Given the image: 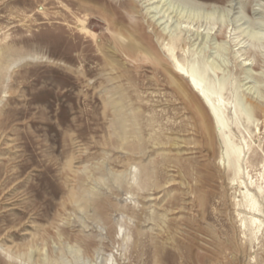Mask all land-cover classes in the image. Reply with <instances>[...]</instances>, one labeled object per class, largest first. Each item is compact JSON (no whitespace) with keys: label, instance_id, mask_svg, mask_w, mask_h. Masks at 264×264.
Listing matches in <instances>:
<instances>
[{"label":"rangeland","instance_id":"374dc122","mask_svg":"<svg viewBox=\"0 0 264 264\" xmlns=\"http://www.w3.org/2000/svg\"><path fill=\"white\" fill-rule=\"evenodd\" d=\"M263 110L264 0H0V264H264Z\"/></svg>","mask_w":264,"mask_h":264},{"label":"bare ground","instance_id":"6f19581e","mask_svg":"<svg viewBox=\"0 0 264 264\" xmlns=\"http://www.w3.org/2000/svg\"><path fill=\"white\" fill-rule=\"evenodd\" d=\"M81 26L83 27V31L91 32L88 29L86 23H81ZM114 32H118V33H115L116 38L125 39V37L123 36L124 34L122 33L123 31L116 29V31ZM172 38L173 39H171V41L167 45L168 47H166V50L168 54L170 55V57L173 59L174 70L179 76L181 75V77L183 76L185 77V79H187L191 89L197 95V97L202 101V103L204 104V106L206 107L209 113V116L212 118V121L215 127L218 129V132L223 137V148H224L223 160L228 163L229 170L231 169V171L234 173L233 175H234V181H235L239 178V175L241 172L240 161H241V157L243 154V149L241 147H238L237 145H234L228 139L229 137H227L226 130L228 126H227L224 112L222 111L220 107L222 104L220 102V99H218V97L221 96L223 91L225 90L226 80L222 79V80H219L218 82H214L211 79H209V77L207 76L208 70H210V68L211 69L213 68L212 65H210V68H208L204 66H198L194 62H192L190 66L181 64L175 55V49H176L175 43L177 41L174 43L175 37H172ZM123 41H127V40H123ZM135 42L137 43V41ZM125 43L128 44V41ZM130 44L126 46L128 47V49L130 50L137 49V46L133 44L130 45ZM125 45L121 44V47H125ZM232 111H233V116L235 117L236 120L240 119L243 116V114L250 116V114L252 113L250 109L248 110V112L244 111L243 106L241 104V100L238 96L235 97V102L233 103ZM204 120H205V123H204L205 129L210 134V125L206 119ZM258 191L260 193L263 192L261 187H258ZM242 195H243L242 196L243 202L242 204H238V206L240 205L243 211L246 213V215L250 216V223L248 224L250 225L252 231L259 232L262 227V221L258 218L259 214L261 213L259 209V205H258V200L252 193L249 192V190L244 192ZM241 222H242V218H241ZM247 228H245V230ZM248 231L250 232L249 228H248Z\"/></svg>","mask_w":264,"mask_h":264}]
</instances>
